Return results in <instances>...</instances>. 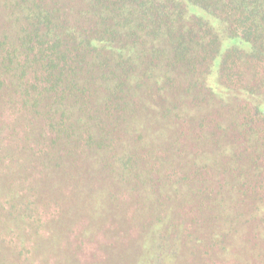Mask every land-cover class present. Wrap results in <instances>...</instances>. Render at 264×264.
I'll return each mask as SVG.
<instances>
[{
    "label": "trees",
    "instance_id": "16d2710c",
    "mask_svg": "<svg viewBox=\"0 0 264 264\" xmlns=\"http://www.w3.org/2000/svg\"><path fill=\"white\" fill-rule=\"evenodd\" d=\"M243 214L264 254V0H0V264H145Z\"/></svg>",
    "mask_w": 264,
    "mask_h": 264
},
{
    "label": "rangeland",
    "instance_id": "374dc122",
    "mask_svg": "<svg viewBox=\"0 0 264 264\" xmlns=\"http://www.w3.org/2000/svg\"><path fill=\"white\" fill-rule=\"evenodd\" d=\"M234 222L235 224H229V228H227L226 232L221 235L222 240L225 237L228 239L225 242L214 244L212 246L204 245L205 240L208 238V232H206L205 226H203L204 228H202V232L197 234V239L199 240L198 243H191L189 241L190 238L195 237L191 235L190 238H188L186 233H184L185 237L183 241L181 238L180 240L178 239L179 246H168L172 244L169 243L166 245L165 241L164 244H160V240H158L156 245L146 252L145 264H264V254H258V252L262 250L254 247L252 249L250 246V244L252 245L253 243V236L250 234L252 231L240 228L241 223L247 222L246 225L251 223L249 216L243 214L238 216ZM220 230L225 231V229ZM240 231L243 233L241 234ZM238 232H240L239 235H237ZM127 237L130 238L131 236L122 237L123 242H128L126 241V239H128ZM237 239H240L241 241L244 240V243L246 244L245 247L242 245L240 247L238 246L241 252H239L237 247L234 248L232 245L233 241L238 245ZM262 239L264 240V235L262 236ZM186 240L188 243H186ZM249 246L252 249L250 251L248 248ZM75 248L79 251V258L82 262L100 261L104 259L103 257L105 256L104 251H102L96 243H94V245L88 243L81 245L77 241ZM250 255H254V258L250 257ZM25 256L27 257L28 254L25 253ZM131 260L132 259L127 263L131 264L133 261Z\"/></svg>",
    "mask_w": 264,
    "mask_h": 264
}]
</instances>
